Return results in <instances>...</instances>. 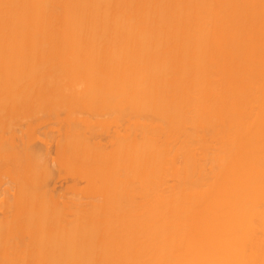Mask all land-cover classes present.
I'll list each match as a JSON object with an SVG mask.
<instances>
[{
    "label": "bare ground",
    "instance_id": "6f19581e",
    "mask_svg": "<svg viewBox=\"0 0 264 264\" xmlns=\"http://www.w3.org/2000/svg\"><path fill=\"white\" fill-rule=\"evenodd\" d=\"M263 4L0 0V129L26 116L46 121L51 106L50 118L68 125L56 145L78 146L71 155L84 158L76 172L87 180L56 201L64 213L51 223L59 210L39 201L54 197L52 188L31 179L48 161L28 157L29 175V150L0 146L21 160L20 180L34 184L22 189L31 205L18 193L1 212L0 263L264 264V146L243 141L250 127L264 138ZM228 28L240 32V54H225ZM3 88L15 90V110L4 108ZM85 128L111 137L102 163ZM49 151L61 165L74 159ZM242 186L251 191L239 200ZM227 200L233 209L222 214ZM197 202L218 213H195ZM28 217L33 257L19 263Z\"/></svg>",
    "mask_w": 264,
    "mask_h": 264
},
{
    "label": "rangeland",
    "instance_id": "374dc122",
    "mask_svg": "<svg viewBox=\"0 0 264 264\" xmlns=\"http://www.w3.org/2000/svg\"><path fill=\"white\" fill-rule=\"evenodd\" d=\"M262 12L264 14V4L262 7ZM223 31L226 34V38H227V42H225L226 47H227L225 54L228 52L231 53L230 50H234V51H236L237 54H240L245 49V45L241 43V40H240L241 35H240L239 30L236 28H228V29H225ZM58 47L57 48L59 50H61L60 48L62 47V44L58 43ZM213 47L219 48L216 44H213ZM209 60L211 62H215V60L212 58H209ZM62 61H63V58L61 57L59 62L62 64ZM59 62H57L58 63L57 65H61ZM2 78H3V80L6 79V77H4V76L1 77L0 79L2 80ZM14 79H15V77H14ZM7 80H8V78H7ZM7 80H6V82L9 81V83L12 84L11 79H9L8 81ZM130 85H131L130 82H126V87H128ZM5 86H6V84H5ZM8 88H9L8 90L11 89L10 87H8ZM13 88L14 87L12 86V89ZM5 90H7V89H4V91ZM11 92L13 93V91H11ZM5 93L6 94H4L3 97L5 99V104L7 106L4 105V108L6 109V107H7V109H8L7 112L12 111L13 109L15 110V107L17 108L20 104L19 103L20 101H16V99L12 96L15 93V90H14L13 94H10V91H8V92L5 91ZM66 93L69 94L68 92H66ZM5 95H6V97H5ZM65 96L66 95L64 94V97ZM66 98H67V96H66ZM14 100L16 102H14ZM14 103H16L17 106ZM83 104L85 105L86 103L83 102ZM85 106H83L82 108H86ZM48 107L51 108V106H48ZM48 107L46 106V108H48ZM46 108H44V109H45V111H47V114H45L46 112L43 110V113H44L43 117H44V119L47 118L46 121L43 120V122H40V121H36L34 118L33 119L31 118L32 119L31 120L30 118H28L30 116H28V117L26 116V118L24 120L20 119L17 121H10L9 123H11V124L6 122L8 124V126H6V123H4L5 127H3L2 130L0 129V146H2V145L4 146V144H9L5 148L4 147L3 148L7 149V147L10 146L9 147L10 149L11 148H13V149L18 148V149H24V150L28 149L29 150V152L27 154L22 156V160H24V161H22V163L24 162L23 164H26V168H23V169H26L25 172L28 171L27 165H29L28 163H30V160H29V162L27 160L28 157L33 158L34 162L46 161V160L48 161L45 165H43L44 167L41 168L42 170L44 168H46V169H44L43 171L41 170L40 173L33 174L32 176H34V177H32L31 179L35 180L33 183L36 184L35 187H37V188L40 186L41 187L45 186V187L49 188L48 190H50L52 188V190H51V191H53L52 196L54 195V197H50V195L49 196L47 195L48 198H44V199L42 198L41 201H39V202H42L48 210L52 209L51 212L52 211L55 212V210H59V208L55 204L56 201L57 200L63 201L67 197H69L68 195L72 194L73 191H71V190H74V189H72V187H75V185H77L79 187V189H76V191L80 190V188H82V187H85L87 184V180L84 177H81V175H78L76 172V169L77 170L80 169V166L84 161V158L81 156H78V157L75 156V158H74L73 155H71V154L75 153L76 149H79L78 146H76L75 144H71L70 146H68L65 149H63L64 147L61 148L60 146L59 147L57 146L59 144H57L56 141L58 140V138L64 137V135L66 134L68 125L66 124L65 121H61L59 117H57L59 119L55 118V116L53 118L52 117L50 118V115H53V114L49 113L50 110L48 111V109L46 110ZM30 109L31 110L29 112L32 111L31 107H30ZM57 111L58 110H56V113H59L60 111L62 112V114L61 113L57 114L58 116L60 114L63 115L64 111H62L61 109L58 112ZM84 113L86 115L89 113L88 107H87V110L84 109L83 114ZM31 115H32V112H31ZM60 117H63V116H60ZM123 123H125V122H123ZM113 126L114 125L110 126V128H108V129L112 131L114 128ZM85 132H86L87 140L89 141V143H90L89 145L91 146V148L95 147L98 151L97 152L98 158L96 159V161L98 163L99 162L102 163L103 158H101V156L99 157V150H102V149H103L102 151H105V150L108 151L109 150L111 137L104 136L103 133L101 134V131H95V130L93 131V130H90V128H88V129L85 128ZM257 133H258V130L256 128L250 127L248 129H246L243 132V141L247 142L249 140H254L256 146H264V138L258 137ZM56 148L57 149L61 148V149H63V151L61 149L57 150ZM48 150H50L49 152L52 153L51 156L54 154H56V156H57V154H59V155L70 154L69 157L72 156L74 159H72V162L68 165H66V164L61 165V163L58 164L57 163L58 160H55L56 162L51 160V157H49V155H48ZM60 150H61V152H60ZM10 152H12V151H10ZM10 152L9 153L7 152V154H11ZM79 153H81V152H79ZM28 154H29V156H27ZM12 156L10 158H6L7 155L5 154V156H4L3 152H2V155H0V184H1V188H0V216L3 214V213L1 214V212H3V208H5L7 205H9L7 203L8 202L13 203V201L16 200L18 193H20V194H18L20 196L25 195L23 198L27 199L26 200L27 202L30 201L29 198H26V197H28V196H26L27 194H24L26 192L25 191L26 190L25 184L26 185L28 184L27 188L34 186V184L32 185V181L30 183L29 182L26 183V182H23L20 180V179H22L21 176L23 173L21 168H19V166H21V165H19V162L21 160H18V162L15 164L14 159L18 158V157H14V155H12ZM19 159H21V158H19ZM260 159L262 161H264V154L260 157ZM25 161H27V162H25ZM52 162H55V163H52ZM41 163H43V162H41ZM26 173L29 174V172H26ZM229 175L230 174H224L223 173L221 175V181H222V178L226 179V176H229ZM2 186H3V188H2ZM22 189H25V190H22ZM250 191H251V189L243 188V186H242L239 188V190L236 191L235 197H236V199H239V200L243 199L249 195ZM74 193L72 194V197L75 196V194H77L78 192L75 194ZM20 198H22V197H20ZM26 201L24 203H27ZM21 204H22V202H21ZM29 204H30V202H28V205ZM198 205H199V202H197L195 205V213H197V214L201 213L202 215H204L206 213H210V216L211 215L214 216L218 213V211H216L213 207H207V208H203V209L198 210L197 209ZM230 206L231 205L229 204L228 200L226 202H224L223 207L221 208L222 209L221 213L227 214L228 212H230L233 209V207H230ZM28 207H27V209H28ZM38 207H40V206H38ZM226 207H228V209H226ZM60 210H63V209L61 208ZM60 210L55 212V213H52L51 215H48V214H50V212L47 211L48 214L46 213V215H48L49 219L51 217V221H50L51 223H52V221H56V220H58L57 218L61 217V215H59V213H64V212H60ZM26 215L28 216L29 214L27 213ZM29 217H30V215H29ZM29 217H28V219H26V221L22 220V221H24L22 227L24 229L26 236L23 238H18V241H17V245L22 250L28 249L29 252L27 251L26 254L28 255L29 258L25 254V258H20L19 260L16 259V261H18V262L20 261L19 263H21V261H24L25 263H29V261L33 257V255H32L33 250H31V249H33V244H32V242H30L33 238L29 235L33 234L32 229H34L33 226H35V225H33L30 222L31 220L29 221V219H30ZM32 222H33V220H32ZM35 223H36L37 227H39L40 224H37V222H35ZM46 223L48 224V222H46ZM40 227H43V225H40ZM36 230L37 229H35L34 231H36ZM28 242H30V243H28ZM2 258H4V257H2ZM14 263H16L15 260L14 261H5V259H4L0 264H14Z\"/></svg>",
    "mask_w": 264,
    "mask_h": 264
}]
</instances>
